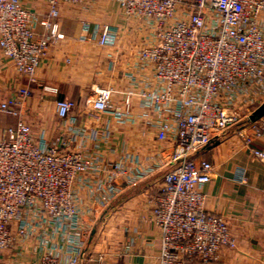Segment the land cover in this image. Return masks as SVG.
<instances>
[{
  "label": "built area",
  "instance_id": "obj_1",
  "mask_svg": "<svg viewBox=\"0 0 264 264\" xmlns=\"http://www.w3.org/2000/svg\"><path fill=\"white\" fill-rule=\"evenodd\" d=\"M88 1L95 0H47L40 19L21 0H0V50L29 84L36 82L50 46L64 38L59 5ZM110 1L132 25L137 44L118 80L95 85L87 101L93 120L110 116L103 129L78 126L76 117H67L76 103L58 99L67 136L49 143L44 134L34 137L20 118L0 137V255L35 242L41 255L32 264H81L100 208L163 171L151 217L161 233L159 264H211L236 240L223 216L205 210L203 188L214 167L196 156L264 101V0ZM118 38L119 28L107 24L80 36L100 48L114 47ZM28 95V88L16 90L0 102V112L21 115L18 105ZM113 125L139 126L143 138L168 147L145 168L87 156L86 141H105ZM250 130L254 137L263 135L264 116ZM245 147L264 162V148L253 147L250 138ZM87 260L106 264L102 253Z\"/></svg>",
  "mask_w": 264,
  "mask_h": 264
},
{
  "label": "crops",
  "instance_id": "obj_2",
  "mask_svg": "<svg viewBox=\"0 0 264 264\" xmlns=\"http://www.w3.org/2000/svg\"><path fill=\"white\" fill-rule=\"evenodd\" d=\"M21 2L40 19L47 13V0ZM57 22L64 38L52 44L42 57L35 83L29 84L27 77L19 74L0 50V102L8 100L20 88L29 91L28 97L18 105L21 115L0 112V137L20 118L29 124L34 137L44 134L49 143L67 136L62 126L64 118L55 106L58 99L76 103L67 117H76V124L87 130H102L110 118L99 114V119L93 120L87 101L93 96L95 85H106L114 79L116 82L121 75L137 42V36L129 32L132 25L123 18L119 5L110 0L88 1L84 5L61 3ZM85 23L88 28L84 27ZM95 24L119 28L114 47L100 48L94 42L80 40V36L90 35ZM36 31L41 33L44 27L38 24ZM111 60L116 62L114 67L110 65ZM251 125L249 118L242 120L196 156L214 167L212 179L203 188L205 210L223 216L236 240L235 248L223 247L218 260L211 264H264V162L255 159L245 147V139L250 138L253 147L264 148V134L254 137ZM113 126L105 141H86L87 156L100 155L132 168L136 162L145 168L152 162L154 153L168 147L167 143L143 138L139 126ZM162 175L163 171H158L125 188L107 207L100 208V214L94 219L91 215L93 233L87 241V258L102 253L106 264H159L161 233L151 217L154 197L161 191ZM83 196L86 204L90 197ZM40 255L33 242L23 251L3 252L0 261L2 264H32ZM87 258L81 264H96Z\"/></svg>",
  "mask_w": 264,
  "mask_h": 264
},
{
  "label": "water",
  "instance_id": "obj_3",
  "mask_svg": "<svg viewBox=\"0 0 264 264\" xmlns=\"http://www.w3.org/2000/svg\"><path fill=\"white\" fill-rule=\"evenodd\" d=\"M263 116H264V101L249 115V120L251 122H254Z\"/></svg>",
  "mask_w": 264,
  "mask_h": 264
},
{
  "label": "rangeland",
  "instance_id": "obj_4",
  "mask_svg": "<svg viewBox=\"0 0 264 264\" xmlns=\"http://www.w3.org/2000/svg\"><path fill=\"white\" fill-rule=\"evenodd\" d=\"M261 103H262V102H261ZM261 103H260V104H261ZM260 104H255V105L249 107L248 110H249V111L252 110V109L255 110ZM248 110L245 111V112H243V113L241 114V118H242L243 121H246L247 118L249 117V115H247V114H249ZM250 112H251V111H250ZM104 223H105V222H103V225H104Z\"/></svg>",
  "mask_w": 264,
  "mask_h": 264
}]
</instances>
